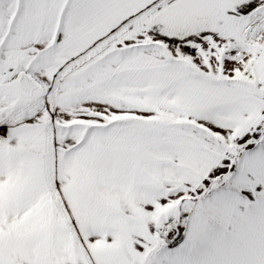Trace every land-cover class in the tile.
<instances>
[{"label":"snow or ice","instance_id":"1","mask_svg":"<svg viewBox=\"0 0 264 264\" xmlns=\"http://www.w3.org/2000/svg\"><path fill=\"white\" fill-rule=\"evenodd\" d=\"M0 264H264V0H0Z\"/></svg>","mask_w":264,"mask_h":264}]
</instances>
